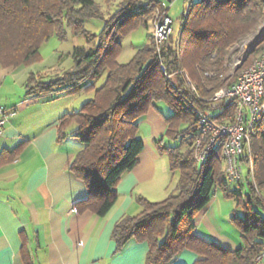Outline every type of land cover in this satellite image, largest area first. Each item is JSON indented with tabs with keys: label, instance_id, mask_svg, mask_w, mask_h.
<instances>
[{
	"label": "trees",
	"instance_id": "1",
	"mask_svg": "<svg viewBox=\"0 0 264 264\" xmlns=\"http://www.w3.org/2000/svg\"><path fill=\"white\" fill-rule=\"evenodd\" d=\"M161 3L125 0L105 17L97 0H0V20L4 22L0 26V62L19 67L39 60L41 45L54 34L64 39L68 27L74 34L96 41L89 48L74 47L71 68L53 76L32 73L25 85L26 94L33 96L94 89L79 110L65 112L58 123L59 139L73 135L83 143L70 165L88 189V196L75 203L79 210L91 209L99 215L110 212L119 198L118 183L138 164L144 148L138 135L140 121L159 100L173 110L165 116L167 127L157 146L167 155L170 171L179 172L176 190L161 200L137 197L141 211L123 215L113 227L116 252L135 238L148 242L146 264H172L186 248L202 255L193 264H256V256L264 250V99L250 130L258 188L249 177L229 179L218 145L210 148L203 161H197L194 141L200 131L196 109L206 107V97L223 85L220 73L229 46L255 26L262 0H187L177 39L172 38L174 21L160 52L152 35V43L139 48L131 60L118 61L124 37L148 25L154 11L164 8ZM90 18L104 20L101 30L86 27ZM101 76L103 82L96 86L95 79ZM223 107L228 113L235 112L233 102H224ZM165 137L180 138V144H166ZM244 156L248 161L246 152ZM226 178L248 190L230 188ZM218 188L244 209L243 215H232L242 236L241 246L234 250L195 231L196 215Z\"/></svg>",
	"mask_w": 264,
	"mask_h": 264
},
{
	"label": "crops",
	"instance_id": "2",
	"mask_svg": "<svg viewBox=\"0 0 264 264\" xmlns=\"http://www.w3.org/2000/svg\"><path fill=\"white\" fill-rule=\"evenodd\" d=\"M161 1V5L168 4ZM126 38L120 62H128L139 48L150 45L136 46L129 40L125 46ZM72 60L68 68L74 64ZM59 65L63 71L64 66ZM22 71L0 62V101L17 111L9 117L0 138V264H146L148 242L131 238L116 252L112 230L123 215L141 211L139 195L161 200L176 190L178 177L173 181L168 157L157 146L167 127L165 116L156 104L140 121L138 135L144 148L138 164L118 183L119 198L110 212L99 215L91 209L79 210L75 203L88 196V189L70 165L83 143L73 135L59 139L58 123L65 112L79 110L94 89L79 91L86 92V98L27 95ZM261 193L264 196V185ZM217 194L196 215L195 231L234 250L241 246L242 236L239 229L221 223L225 214L233 221V214L226 210L219 216L216 204L222 199ZM199 258L201 254L186 248L172 264H193Z\"/></svg>",
	"mask_w": 264,
	"mask_h": 264
},
{
	"label": "built area",
	"instance_id": "3",
	"mask_svg": "<svg viewBox=\"0 0 264 264\" xmlns=\"http://www.w3.org/2000/svg\"><path fill=\"white\" fill-rule=\"evenodd\" d=\"M172 1L170 5L164 4V8H158L155 13L154 39L158 52L173 30L174 19L168 12ZM247 56L246 53L235 62L226 59L224 69L220 73L224 85L206 97V107L196 109L199 114L200 131L195 137L194 155L196 160L201 162L206 158L210 148L218 145L229 179L246 180L249 177L258 188L251 155L250 130L264 99V44L257 49L255 56L244 64ZM162 68L165 69L164 64ZM206 74L213 75L214 72L206 71ZM188 83L193 90L196 89L190 79ZM229 101L235 106L234 113H228L223 107L224 102ZM213 109H218V113L213 114ZM224 109L225 112L221 114ZM16 112V109L7 108L0 101V138L4 134L9 117ZM245 152L248 154V161L245 160ZM255 263L264 264V250L256 256Z\"/></svg>",
	"mask_w": 264,
	"mask_h": 264
},
{
	"label": "rangeland",
	"instance_id": "4",
	"mask_svg": "<svg viewBox=\"0 0 264 264\" xmlns=\"http://www.w3.org/2000/svg\"><path fill=\"white\" fill-rule=\"evenodd\" d=\"M169 5L170 1L167 0ZM99 3L102 11L104 12L105 17L109 16L111 13H113L117 8L120 7L121 2L124 3L125 0H97ZM172 5L169 8V14L174 19V30L172 32V38L177 39L179 36L180 31V17L183 11L184 6H187V0H173ZM263 6L262 11L258 17V20L254 27L246 31L239 39L234 41L229 47V51L225 57V61L227 58H229V61H236L238 58H242L244 54H248L247 58L244 60V64H247V61L249 59L253 58L255 56V53L257 52V49L262 46L264 43V39L261 41H257V38L259 35L264 33V0H262ZM185 4V5H184ZM3 20H0V26L1 24H4L2 22ZM148 25H141L138 28L132 30L127 34L126 37V43L124 42V45H128L129 40H133L134 44L136 46H144L146 44H150V36L154 34V25L152 19H149ZM104 20L101 18H90L86 20V27L89 28L92 31L98 32L103 27ZM260 29H263V31L258 32ZM67 30L69 31L68 37H65L64 39L60 38L57 34L52 35L46 42H44L41 45V58L39 60L33 61L28 64H23L19 66L20 68H23V71L21 72V76H26L28 79L32 73H48L49 75H56L59 74L60 71H62L59 64H62L64 68H68L71 64V60L73 57V50L75 44H83V46H86L87 48L91 47L96 43V41H89L85 35L78 34L76 37L73 35V30L71 27H68ZM144 40H146V43H144ZM249 48V50H247ZM251 49V50H250ZM73 61V60H72ZM243 63V62H242ZM69 64V65H68ZM225 64V62H224ZM66 66V67H65ZM224 69V66H223ZM222 69V70H223ZM213 72V71H212ZM213 75L209 76H214ZM104 76H101L97 79H95L96 83L99 85L103 82ZM221 80V79H220ZM89 82V81H88ZM223 82V81H222ZM224 85V83H223ZM86 91V90H85ZM82 92V91H81ZM75 93V97H85L86 95L84 93ZM63 95V94H62ZM61 96V95H58ZM77 97V98H78ZM157 109L164 115L169 116L173 113V110L162 100H159L157 102ZM215 114L218 113V109H214L213 111ZM80 141V140H79ZM164 142L166 144H180V138H169L165 137ZM166 157L167 155L164 154ZM169 162V159L166 158ZM179 172H175L173 181L177 182V177ZM228 185L230 188H240L244 192L248 190L246 185L240 186L237 181H231L228 178H226ZM216 192L218 193L220 199H222V203L219 202V204H216V209L218 211L219 216H224L226 210H231L230 214H244V209L241 206H238L236 204V201L232 198H228L224 195V192L221 188L216 189ZM231 215L225 218H222V224L224 226H229L232 229L236 230L238 229L236 224H232L233 221L230 219ZM237 231V230H236Z\"/></svg>",
	"mask_w": 264,
	"mask_h": 264
},
{
	"label": "water",
	"instance_id": "5",
	"mask_svg": "<svg viewBox=\"0 0 264 264\" xmlns=\"http://www.w3.org/2000/svg\"><path fill=\"white\" fill-rule=\"evenodd\" d=\"M262 39H264V33L258 36L257 41H258V40L261 41ZM259 41H258V42H259Z\"/></svg>",
	"mask_w": 264,
	"mask_h": 264
},
{
	"label": "bare ground",
	"instance_id": "6",
	"mask_svg": "<svg viewBox=\"0 0 264 264\" xmlns=\"http://www.w3.org/2000/svg\"><path fill=\"white\" fill-rule=\"evenodd\" d=\"M261 31H263V29H260L258 32H261Z\"/></svg>",
	"mask_w": 264,
	"mask_h": 264
}]
</instances>
